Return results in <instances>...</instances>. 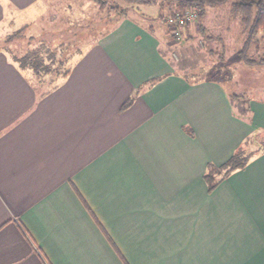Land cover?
<instances>
[{
	"label": "crops",
	"instance_id": "obj_1",
	"mask_svg": "<svg viewBox=\"0 0 264 264\" xmlns=\"http://www.w3.org/2000/svg\"><path fill=\"white\" fill-rule=\"evenodd\" d=\"M50 8L0 0V264H264V152L204 180L264 129V101L238 115L127 23L41 91L4 40Z\"/></svg>",
	"mask_w": 264,
	"mask_h": 264
},
{
	"label": "rangeland",
	"instance_id": "obj_2",
	"mask_svg": "<svg viewBox=\"0 0 264 264\" xmlns=\"http://www.w3.org/2000/svg\"><path fill=\"white\" fill-rule=\"evenodd\" d=\"M47 1L51 3V8L43 21L37 26L35 24L38 32L33 35L26 32L24 36L13 40H10L12 35H9L4 40L17 57L40 47H43L45 59L54 55L51 73L45 81L39 82V86L36 83L41 91L54 88L62 80L56 77L58 73L70 70L71 65L90 46L118 34L127 23L133 32H139V29L155 36L160 56L169 64L175 76L191 82L207 80L221 85L231 95L232 106L238 115L249 116L251 100L264 101V63L246 65L240 61L239 52L244 36L239 19L229 15L230 3L206 8V14L200 22L196 17L185 32L184 26L179 28L176 37L168 32L169 26L166 24L172 16L174 4L163 3L161 7L162 3L140 5L127 4L121 0ZM199 23L201 27L197 28ZM123 33H126L124 29ZM260 36H256L248 52V58L254 61L264 58V42ZM47 63L51 64V61ZM51 80L54 81L49 84ZM150 82L145 85L151 87L157 81ZM255 130L249 138L246 151L252 153L258 150L260 154L264 152V129Z\"/></svg>",
	"mask_w": 264,
	"mask_h": 264
},
{
	"label": "trees",
	"instance_id": "obj_3",
	"mask_svg": "<svg viewBox=\"0 0 264 264\" xmlns=\"http://www.w3.org/2000/svg\"><path fill=\"white\" fill-rule=\"evenodd\" d=\"M127 4H140V5H155L163 3L174 4V11L172 12V16L174 17L176 14H184L186 11L195 10L197 12V18L200 22L205 14L206 8H217L227 3H230L229 6V15L231 18H238L240 26L242 28V34L244 36V43L239 52V59L246 65H260L264 63L262 61H254L248 58V52L251 48L252 43L256 41V36L261 35L260 38L264 42V0H121ZM171 16V17H172ZM190 23L184 25L183 30H187L189 28ZM201 27V23L197 24V28ZM28 31V27H24L18 31H16L10 37V40L14 38L22 37ZM168 32L171 33V29L168 28ZM42 48H36L34 50H28L23 53L21 56H14V60L19 64V67L22 69L29 68L36 79H41L44 75H49L52 71V58L54 59V55L51 57L48 56V59H45L44 53L42 52ZM49 55V54H48ZM264 55V54H263ZM264 57V56H263ZM50 63H47L49 61ZM69 73V69L66 70L63 74H59L56 76L57 78H65ZM51 80L49 84L52 83ZM157 81V80H154ZM42 82V80H40ZM189 83H197L198 81L191 82L187 80ZM152 84V82H150ZM127 105V104H126ZM125 105V106H126ZM188 132V129H185ZM249 139L245 140V142L237 148V150L231 155V157L224 162L222 165L215 167L210 165L207 167V172L204 175L205 183L208 186V191L212 192L214 188L222 183L231 173L241 170L246 167L249 160L258 154V150L249 153L246 151V145L248 144ZM223 173V174H222ZM222 174V175H221ZM219 176L218 179L216 177Z\"/></svg>",
	"mask_w": 264,
	"mask_h": 264
},
{
	"label": "built area",
	"instance_id": "obj_4",
	"mask_svg": "<svg viewBox=\"0 0 264 264\" xmlns=\"http://www.w3.org/2000/svg\"><path fill=\"white\" fill-rule=\"evenodd\" d=\"M197 12L195 10L186 11L184 14H176L174 17L167 19L166 24L171 29V35L178 37V29L182 28L187 23H192L196 20Z\"/></svg>",
	"mask_w": 264,
	"mask_h": 264
}]
</instances>
